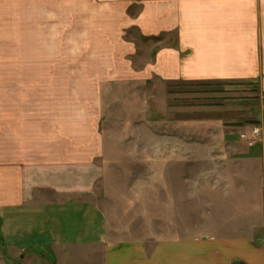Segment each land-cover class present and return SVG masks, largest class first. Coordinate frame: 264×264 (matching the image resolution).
Instances as JSON below:
<instances>
[{
  "label": "crops",
  "instance_id": "obj_1",
  "mask_svg": "<svg viewBox=\"0 0 264 264\" xmlns=\"http://www.w3.org/2000/svg\"><path fill=\"white\" fill-rule=\"evenodd\" d=\"M0 15L85 22L103 46L93 51L106 54V81H237L264 91V0H0ZM129 30L161 37L151 56ZM259 112V135L243 132L233 158L243 164L233 176L243 181L233 190L243 219L206 232L164 218L112 224L94 198L105 169L88 112L81 121L47 112L43 125L36 112H1L0 264H41L40 251L50 264H264V102Z\"/></svg>",
  "mask_w": 264,
  "mask_h": 264
},
{
  "label": "rangeland",
  "instance_id": "obj_2",
  "mask_svg": "<svg viewBox=\"0 0 264 264\" xmlns=\"http://www.w3.org/2000/svg\"><path fill=\"white\" fill-rule=\"evenodd\" d=\"M84 24L0 20V120L1 112H36L43 125L47 112H73L72 120L88 112L105 169L94 198L125 230L160 218L201 232L242 220L243 195L233 190L243 181L233 176L243 164L233 158L243 132L258 127L251 121L264 91L237 81H106V54L93 51L103 46ZM126 39L147 57L161 37L129 30ZM37 255L50 264L44 251Z\"/></svg>",
  "mask_w": 264,
  "mask_h": 264
},
{
  "label": "built area",
  "instance_id": "obj_3",
  "mask_svg": "<svg viewBox=\"0 0 264 264\" xmlns=\"http://www.w3.org/2000/svg\"><path fill=\"white\" fill-rule=\"evenodd\" d=\"M259 132H260V129H259V127H253L252 129H251V131H250V133H251V135L253 136V137H257L258 135H259ZM245 135L243 134V137H244Z\"/></svg>",
  "mask_w": 264,
  "mask_h": 264
},
{
  "label": "trees",
  "instance_id": "obj_4",
  "mask_svg": "<svg viewBox=\"0 0 264 264\" xmlns=\"http://www.w3.org/2000/svg\"><path fill=\"white\" fill-rule=\"evenodd\" d=\"M251 123H253V124H258L259 121H258L257 119H254V120L251 121Z\"/></svg>",
  "mask_w": 264,
  "mask_h": 264
}]
</instances>
